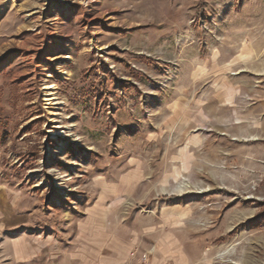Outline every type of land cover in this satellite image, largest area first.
<instances>
[{
  "label": "rangeland",
  "instance_id": "1",
  "mask_svg": "<svg viewBox=\"0 0 264 264\" xmlns=\"http://www.w3.org/2000/svg\"><path fill=\"white\" fill-rule=\"evenodd\" d=\"M0 221L33 264H264V0H0Z\"/></svg>",
  "mask_w": 264,
  "mask_h": 264
},
{
  "label": "crops",
  "instance_id": "2",
  "mask_svg": "<svg viewBox=\"0 0 264 264\" xmlns=\"http://www.w3.org/2000/svg\"><path fill=\"white\" fill-rule=\"evenodd\" d=\"M8 218H6V221ZM6 221H0V225L5 224ZM4 222V223H3ZM8 226L5 227V229ZM9 246L6 248H0V264H33L34 260L37 259L40 254V249L37 248V252L34 253L33 249L21 238L10 239ZM2 257H4L2 259ZM86 263L88 264H98L96 256H89L85 258ZM82 263V261H80ZM127 263L133 264V261L128 258L126 261H122L119 264ZM101 264H112L110 262H103ZM135 264V263H134Z\"/></svg>",
  "mask_w": 264,
  "mask_h": 264
},
{
  "label": "built area",
  "instance_id": "3",
  "mask_svg": "<svg viewBox=\"0 0 264 264\" xmlns=\"http://www.w3.org/2000/svg\"><path fill=\"white\" fill-rule=\"evenodd\" d=\"M151 255H152L151 252L143 254L142 258L140 259V264H150ZM132 256L134 255L132 254ZM122 264H127V263H122Z\"/></svg>",
  "mask_w": 264,
  "mask_h": 264
},
{
  "label": "bare ground",
  "instance_id": "4",
  "mask_svg": "<svg viewBox=\"0 0 264 264\" xmlns=\"http://www.w3.org/2000/svg\"><path fill=\"white\" fill-rule=\"evenodd\" d=\"M50 87L53 88L52 86H50ZM50 87H49V88H50ZM252 140H253V139H252Z\"/></svg>",
  "mask_w": 264,
  "mask_h": 264
}]
</instances>
